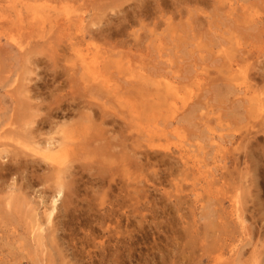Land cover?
Returning <instances> with one entry per match:
<instances>
[{
	"label": "rangeland",
	"instance_id": "rangeland-1",
	"mask_svg": "<svg viewBox=\"0 0 264 264\" xmlns=\"http://www.w3.org/2000/svg\"><path fill=\"white\" fill-rule=\"evenodd\" d=\"M0 150V264H264V0H0Z\"/></svg>",
	"mask_w": 264,
	"mask_h": 264
},
{
	"label": "bare ground",
	"instance_id": "bare-ground-1",
	"mask_svg": "<svg viewBox=\"0 0 264 264\" xmlns=\"http://www.w3.org/2000/svg\"><path fill=\"white\" fill-rule=\"evenodd\" d=\"M202 2L204 1V0H201ZM159 7H160V5H159ZM161 10V9H160ZM159 17H160V19H164L165 20V15H164V12H163V14H162V12H161V16L159 15ZM167 20H169V22L171 21V19L170 18H167ZM171 24L169 23V26H170ZM139 40V39H138ZM137 40V41H138ZM87 117H88V119L89 120H91L92 121V114H87L86 115ZM109 117V116H108ZM107 118V116L106 115H104V118L102 117L101 119H102V122H106L105 121V119ZM131 121V120H130ZM39 127V126H38ZM36 130H37V128H35ZM41 129V128H40ZM32 130H34V129H32ZM103 133L101 134V136H104L103 134H105L106 132L105 131H102ZM123 132V131H122ZM121 132V133H122ZM130 133V132H129ZM31 134H34V131H31ZM100 135V134H99ZM123 135V134H122ZM122 135H119V136H121L122 138L124 137V136H122ZM130 135H132V134H129V140L131 141V147L133 148V149H140V145L138 144V143H136V140H134V139H132V136H130ZM117 137V138H116ZM114 136V137H112L111 136V138H113L112 140H108L107 138H105L106 139V141L105 142H103V143H101V144H103V146H106L110 151H111V153H112V151H113V155H117V153H115L114 151H116V150H114L115 148H117V147H119V145H123L122 144V142H121V140L120 139H122V138H120V137H118V136ZM34 138V137H33ZM100 140V137H98V136H96V137H91L90 139L92 140V139H94L95 141L97 140ZM115 138H116V141H115ZM126 138V137H125ZM102 139H104V138H102ZM104 139V140H105ZM101 141H103V140H100V142ZM92 142V141H91ZM97 142V141H96ZM99 145V144H98ZM103 146H102V148H103ZM101 148V149H102ZM99 149V148H98ZM103 150V149H102ZM117 152V151H116ZM112 155V156H113ZM7 158V159H6ZM0 159H2L1 160V162H0V179H1V182H0V185L2 184H4V183H6L7 184V180H6V178H8V177H13L12 179H16L17 180V178H14V177H16V175H18V176H23V174L25 173V171L30 167V166H33V168H35L36 170L37 169H39V168H41L42 167V161L45 159V156L44 155H42V158H40V159H34V160H26V158H24V157H22V153H20V152H17V153H14V152H12V151H10V153L8 152V151H5V150H0ZM6 159V160H5ZM5 160V161H4ZM26 177V176H25ZM22 178H24V177H22ZM36 178V179H35ZM25 179V178H24ZM38 179V181L39 182H41L42 180H41V176L40 177H38V176H35L34 178H32V180H34V181H36ZM15 180V181H16ZM31 183V182H30ZM12 184H10L9 186H7V187H10ZM14 185H15V183H14ZM28 186H29V184H28ZM2 187L0 186V193L2 192ZM59 191V190H58ZM58 194L59 195H61L62 194V191H61V189H60V191L58 192ZM57 202V199H53V204H55ZM55 210V207H53V209L51 210V211H49L48 212V221L49 222H51V220L53 219V214H54V211ZM39 229H41V227L39 228Z\"/></svg>",
	"mask_w": 264,
	"mask_h": 264
}]
</instances>
